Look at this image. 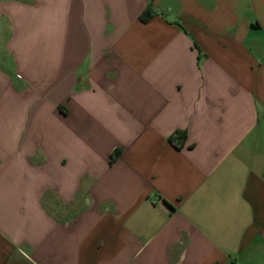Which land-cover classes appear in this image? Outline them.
Segmentation results:
<instances>
[{"label":"crops","instance_id":"1","mask_svg":"<svg viewBox=\"0 0 264 264\" xmlns=\"http://www.w3.org/2000/svg\"><path fill=\"white\" fill-rule=\"evenodd\" d=\"M0 264H264V0H0Z\"/></svg>","mask_w":264,"mask_h":264},{"label":"trees","instance_id":"2","mask_svg":"<svg viewBox=\"0 0 264 264\" xmlns=\"http://www.w3.org/2000/svg\"><path fill=\"white\" fill-rule=\"evenodd\" d=\"M152 11L150 6H148L147 10L144 12V14L142 15V17L140 18L141 21H147L152 17ZM171 143L174 142H182L185 140V133L184 132H175L170 138H169ZM118 153H114L111 156V160L110 163L114 162L117 158H118Z\"/></svg>","mask_w":264,"mask_h":264}]
</instances>
